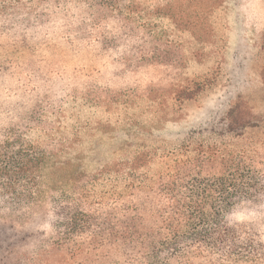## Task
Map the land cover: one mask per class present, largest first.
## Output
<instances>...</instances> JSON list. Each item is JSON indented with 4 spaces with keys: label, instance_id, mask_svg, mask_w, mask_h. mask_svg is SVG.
Returning <instances> with one entry per match:
<instances>
[{
    "label": "trees",
    "instance_id": "16d2710c",
    "mask_svg": "<svg viewBox=\"0 0 264 264\" xmlns=\"http://www.w3.org/2000/svg\"><path fill=\"white\" fill-rule=\"evenodd\" d=\"M156 1L0 0V209L19 214L41 178L56 193L55 236L32 264H264V134L255 138L250 118L231 111L156 164L139 153L95 172L61 160L47 136L48 115L68 95L134 98L146 75L172 65L165 43L129 13H172L183 24L188 0H162V12ZM195 84L175 96L192 99Z\"/></svg>",
    "mask_w": 264,
    "mask_h": 264
},
{
    "label": "rangeland",
    "instance_id": "374dc122",
    "mask_svg": "<svg viewBox=\"0 0 264 264\" xmlns=\"http://www.w3.org/2000/svg\"><path fill=\"white\" fill-rule=\"evenodd\" d=\"M154 3L160 12L168 10L162 0ZM183 9V24L172 13H129L132 22L165 43L162 53L169 52L174 61L146 75V85L134 98L120 95L109 100L101 92L68 95L47 118L52 130L47 136L59 144L61 160L80 163L88 172L139 153L156 164L170 155L182 136L222 123L231 111L250 118L259 126L255 138L262 137L264 0H188ZM113 78L108 74L107 81ZM135 79L127 76L125 83L135 84ZM147 80L155 82L149 86ZM195 83L202 87L192 99L175 96L186 86L192 93ZM6 130L0 129V140ZM28 136L47 138L38 131ZM40 180L41 192L19 214L0 209V264H32L42 255L46 238L55 236V192L47 188L45 179ZM50 262L58 264L57 259Z\"/></svg>",
    "mask_w": 264,
    "mask_h": 264
}]
</instances>
